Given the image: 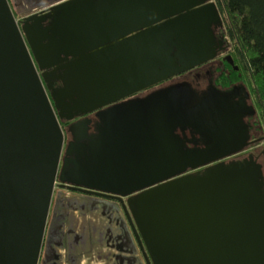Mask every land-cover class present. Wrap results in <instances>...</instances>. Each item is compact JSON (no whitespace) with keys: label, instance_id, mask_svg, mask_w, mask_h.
Here are the masks:
<instances>
[{"label":"water","instance_id":"1","mask_svg":"<svg viewBox=\"0 0 264 264\" xmlns=\"http://www.w3.org/2000/svg\"><path fill=\"white\" fill-rule=\"evenodd\" d=\"M50 8L19 23L0 0V264H37L64 110L67 118L95 111L103 133L94 147L75 134L90 120L71 123L62 172L130 194L123 206L148 264H264L259 164L217 162L181 174L239 149L228 146L232 121L192 114L203 145L182 149L174 128L185 122L183 94L125 98L216 55L213 27L222 18L214 0H62ZM164 98L175 115L155 108ZM156 137L164 151L154 149Z\"/></svg>","mask_w":264,"mask_h":264},{"label":"flooded vegetation","instance_id":"2","mask_svg":"<svg viewBox=\"0 0 264 264\" xmlns=\"http://www.w3.org/2000/svg\"><path fill=\"white\" fill-rule=\"evenodd\" d=\"M8 1L19 15L20 23L30 14L46 13L52 5L62 0ZM48 22V19L43 21L44 25ZM213 31L216 43L218 40H221V43L212 59L156 81L125 98L143 99L152 95L176 97L177 94H183L185 122L174 128V135L180 139L182 149L203 145L195 132L199 127L198 120L188 121L189 117H193L192 114H197L200 120L219 116L223 120L232 121V139H229L228 146H240L239 149L200 167H187L181 174L194 175L197 171L205 172L217 162H252L259 164L264 180V117L258 99L245 75L238 73L239 67L234 64L231 42L225 33L223 22L214 25ZM39 72L41 73V70ZM54 74L55 72L51 73L52 76ZM52 84L56 87L61 85V81L54 78ZM46 90L50 96V90ZM122 100L118 99L117 102ZM163 101L168 103H159L158 106L155 103V108L160 112L161 108H164L171 115H175L171 98H164ZM69 114L66 110L61 117L57 113L63 130V144L37 264H148L138 240L139 237L143 243L139 230L130 211H126L123 206L130 194H115L88 188L79 183L87 180L84 176L76 173L72 179L66 171L62 172L64 160L71 158L65 153L67 146L74 141V134L68 131L71 123L86 118L90 120L87 122L86 132L77 130L75 134H86L87 138L80 139L79 142L90 141L94 147L103 133L95 111L67 118ZM233 119H237V122H233ZM153 144L155 150H165L166 146L164 147L160 138ZM84 161L82 155L79 161L71 163L70 166H76V163L79 166ZM119 188H122V185H119Z\"/></svg>","mask_w":264,"mask_h":264},{"label":"trees","instance_id":"3","mask_svg":"<svg viewBox=\"0 0 264 264\" xmlns=\"http://www.w3.org/2000/svg\"><path fill=\"white\" fill-rule=\"evenodd\" d=\"M238 73L255 91L264 117V0H214Z\"/></svg>","mask_w":264,"mask_h":264},{"label":"rangeland","instance_id":"4","mask_svg":"<svg viewBox=\"0 0 264 264\" xmlns=\"http://www.w3.org/2000/svg\"><path fill=\"white\" fill-rule=\"evenodd\" d=\"M9 4H10V7H11L13 13H14V16H15V18H16V21H18V17H19V15H17V13H16V11H15L14 6L12 5V3H9Z\"/></svg>","mask_w":264,"mask_h":264}]
</instances>
